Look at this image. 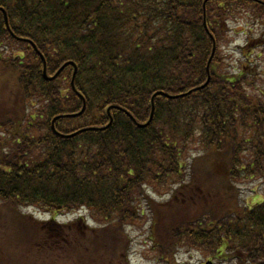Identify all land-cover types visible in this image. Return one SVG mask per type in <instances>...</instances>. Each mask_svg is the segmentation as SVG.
I'll return each instance as SVG.
<instances>
[{"label": "trees", "instance_id": "1", "mask_svg": "<svg viewBox=\"0 0 264 264\" xmlns=\"http://www.w3.org/2000/svg\"><path fill=\"white\" fill-rule=\"evenodd\" d=\"M242 12L261 29L233 74ZM262 67L264 0H0V264H130L143 205L156 264H264V193L235 187L264 179ZM76 210L97 227L54 223Z\"/></svg>", "mask_w": 264, "mask_h": 264}, {"label": "rangeland", "instance_id": "2", "mask_svg": "<svg viewBox=\"0 0 264 264\" xmlns=\"http://www.w3.org/2000/svg\"><path fill=\"white\" fill-rule=\"evenodd\" d=\"M245 12L237 14L229 21V33L226 39L222 42V52L225 57V68L230 70V73L236 74L241 70L243 58L241 57L240 50L244 45L247 37H257L260 34L261 27L253 22L252 18L245 15ZM255 51H258L255 49ZM264 73V67L261 68ZM262 86L264 87V74L261 78ZM264 89V88H263ZM6 101H10V97ZM240 192V201L242 205L253 206L255 203L261 201L264 193V179L253 181H240L235 186ZM165 190H162V195L155 194L152 188H148V196L150 201L156 204H161L168 200V196H164ZM144 212L139 214L138 218L132 222H128L123 227V233L129 239V263L130 264H156L153 260L154 254L150 251L151 248V219L152 214L146 205H143ZM21 211L26 215H32L34 220L46 223L52 220L51 214H46L44 211L34 207L22 208ZM79 217L85 219V227H97L92 220L87 216L84 210H76L63 215H57L54 223L59 225H67L73 223ZM54 225V224H53ZM85 230V229H84ZM79 232V231H78ZM5 233L2 235L0 241H5ZM116 240L120 238L116 237ZM4 246V245H3ZM38 253L44 254L46 259V251H39ZM43 258L38 256V260ZM206 260L200 252L191 248H180L177 255L178 264H203ZM24 262V261H23ZM22 262V263H23ZM26 262L33 263L35 261L26 259ZM215 262V261H214ZM213 264H218L217 261Z\"/></svg>", "mask_w": 264, "mask_h": 264}, {"label": "water", "instance_id": "3", "mask_svg": "<svg viewBox=\"0 0 264 264\" xmlns=\"http://www.w3.org/2000/svg\"><path fill=\"white\" fill-rule=\"evenodd\" d=\"M42 61H43V59H42ZM64 66H66V64L64 65ZM63 66V67H64ZM63 67H61V69H60V71L63 69ZM42 75H43V78L44 79H49V80H51L50 78H48L47 77V75H46V69H45V65H44V68H43V71H42ZM155 96H157V94L156 95H154V97ZM152 111H153V106H152ZM151 118H152V112H151V115H150V118H149V121L148 122H150L151 121ZM207 264H211L210 262H208Z\"/></svg>", "mask_w": 264, "mask_h": 264}]
</instances>
